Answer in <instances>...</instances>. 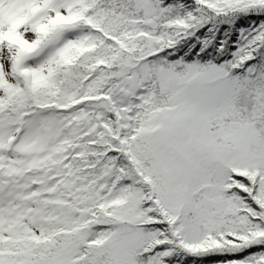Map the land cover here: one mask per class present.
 <instances>
[{
  "label": "snow or ice",
  "instance_id": "obj_1",
  "mask_svg": "<svg viewBox=\"0 0 264 264\" xmlns=\"http://www.w3.org/2000/svg\"><path fill=\"white\" fill-rule=\"evenodd\" d=\"M0 264H264V0H0Z\"/></svg>",
  "mask_w": 264,
  "mask_h": 264
}]
</instances>
